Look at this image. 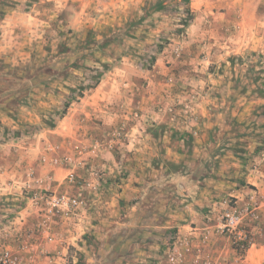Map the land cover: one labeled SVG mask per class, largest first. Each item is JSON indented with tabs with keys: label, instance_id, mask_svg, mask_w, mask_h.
<instances>
[{
	"label": "rangeland",
	"instance_id": "1",
	"mask_svg": "<svg viewBox=\"0 0 264 264\" xmlns=\"http://www.w3.org/2000/svg\"><path fill=\"white\" fill-rule=\"evenodd\" d=\"M157 1L0 0V144L9 149L40 150L50 157H79L77 148L81 147L86 150L85 155H81L85 166L76 169L78 179L87 178L80 174L85 168L90 181H93L91 168L105 172L97 158L104 151H112L116 157L119 155L118 173L113 177L118 181L126 177L123 164L126 153L131 152L123 144L129 143L132 133L140 136V133H148V128L131 118L128 137L115 140L112 132L120 129L126 119L110 129L108 124L106 127L98 124L103 123L101 119L76 122L73 117L67 120L64 117L68 111L74 112L72 108H77L78 102L89 99L104 71L114 69L116 74H122L125 68L144 71L173 66L179 77L195 72L197 60L199 70L196 72L205 74L211 69V65L205 66V61L213 56L215 71L237 86V91L226 93L227 96L254 101L249 110L241 109L246 112L248 127L251 126L256 117L264 114V46H246L238 40L250 35L256 38V0H162L164 8L156 10ZM258 4L264 6V0H259ZM235 5L241 7L227 14L229 18L225 12ZM10 7L18 8V14L11 20L16 27L13 40L2 26V17L6 19ZM243 22L245 25H240ZM170 76L166 78L167 83L177 86L180 79ZM186 86L194 89V92L185 90L189 96L200 92L188 83ZM131 111H139L145 118L140 108ZM247 122L238 123L236 130L242 132ZM85 130L87 134H82ZM246 130L244 132H248ZM95 142L102 145V153L89 155ZM41 157L39 163L45 165ZM48 165L63 171L62 179L68 186L67 191L50 188L48 191L70 195L82 191L85 203L71 215L62 216V222H54L66 230V251L41 252L40 261L153 264L154 256L161 252L158 248H165L176 233L177 221L172 212L180 206L170 197L171 191L162 190L168 196L164 205L153 204L152 200L141 201L140 191L122 198L121 187L110 183L108 176L99 186L83 189L79 188L80 184L68 183V170L63 168L69 165ZM149 191V197H156V189ZM16 202L0 200V212L25 207L29 214L37 207L34 202H24L19 204L23 208H18L13 206ZM38 211L42 213V207ZM261 216L260 213L256 222V242L262 249L252 251V256H256L255 264H264V218ZM231 246L240 258L233 263L253 262V257L249 258V263L244 258L251 245L245 250ZM19 254L26 259L30 257L28 253ZM160 255L165 260L162 252Z\"/></svg>",
	"mask_w": 264,
	"mask_h": 264
},
{
	"label": "crops",
	"instance_id": "2",
	"mask_svg": "<svg viewBox=\"0 0 264 264\" xmlns=\"http://www.w3.org/2000/svg\"><path fill=\"white\" fill-rule=\"evenodd\" d=\"M258 3L256 0V38L250 35L238 40L246 46L256 45V48L264 46V6ZM238 7L241 6L227 9L226 15ZM17 10V7H10L6 19L2 17L3 31L12 40L15 39L16 27L11 20L18 14ZM244 22L240 25L244 26ZM214 61V56L208 57L205 66L211 65V69L202 74L196 72L199 61L195 60V72L189 71L179 77L175 75L173 66L144 71L125 68L122 74L117 72L118 76L114 69L104 71L89 99L78 102L77 108H72L74 112L70 109L64 117L67 120L74 117L76 122L79 119H101L103 123L98 124L105 127L108 124L111 129L122 119H127L132 108H140L144 112L146 119L143 125L148 128V133H140V136L132 133L129 143L123 144L127 146L126 150L131 151L126 153L123 164L126 177L118 181L113 179L118 173L119 156L116 157L114 152L104 151L96 161L104 165L102 169H105V177H109L110 183L115 182L121 187L119 195L122 198H129L140 191L141 201L152 200L153 204L164 205L168 196L162 190L171 191L170 197H174L176 205L180 206L172 212L173 219L177 221L176 232L180 234H188L195 225L203 227L207 222H217L216 218L227 206L225 200L243 205L253 191L264 196V114L256 117L248 127L246 112L241 109L249 110L254 101L227 96L226 93L237 91V86L215 71ZM129 72L139 76L133 77ZM168 75L180 79L179 84L167 83ZM187 83L201 93L189 96L185 90L194 92V89L187 87ZM241 121H246L247 126L238 132L236 125ZM81 132L87 134L86 130ZM43 154L32 148L9 149L0 144V200H16L13 206L21 208L19 204H31L33 194L43 189L68 190L61 169L39 163ZM86 172L85 168L81 169L82 177H88ZM40 179L42 183L38 182ZM153 189H156V197L152 198L148 191ZM28 193L32 195L26 196ZM39 207H34L36 212L32 210L29 214L25 207L13 209L15 212H9L10 208L5 209L7 212H0V248L10 247L18 251L27 241L33 263L49 264L52 261H40L38 254L47 250L64 253L66 230L62 225L54 224L62 222V216L48 220L39 213ZM260 211L264 218V203ZM210 216L215 220L208 221ZM257 227L251 226L254 243L244 257L248 263L253 257L252 251L262 249L256 242ZM200 244L196 240V245ZM231 244L227 237L216 236L201 246L199 263H194V254H190L185 264H235L233 261L238 262L240 258ZM166 246L158 248L164 258ZM160 253L154 256L153 264H169ZM253 259L250 264H255L256 256Z\"/></svg>",
	"mask_w": 264,
	"mask_h": 264
},
{
	"label": "built area",
	"instance_id": "3",
	"mask_svg": "<svg viewBox=\"0 0 264 264\" xmlns=\"http://www.w3.org/2000/svg\"><path fill=\"white\" fill-rule=\"evenodd\" d=\"M171 110V109H170ZM128 115L129 118L123 122L120 129H115L112 132V136L115 140H120L123 137H128V120L133 118L137 123L143 122V116L139 111H131ZM112 147V144L110 145ZM105 148V147H104ZM109 148V147H108ZM102 145L99 142H95L89 151V155H99L102 153ZM79 157L74 155H65L63 157L53 156L50 157L47 154H43L41 162L44 164H50L52 166H60L67 164V181L69 184H80L79 188H86L90 185L99 186L100 182L105 177V172L91 168V178L78 179L76 169L85 166V159L81 155H85L86 150L81 147L77 148ZM51 179V176L48 177ZM90 179V180H89ZM42 179L38 182L42 183ZM96 181V183H95ZM264 196L258 191H253L249 195V199L243 205L237 203H231L226 201V208L215 219L210 216L208 221H217L214 224L206 223L205 226L199 227L197 225L191 227L188 234L174 233L166 246L165 258L169 264H185L188 255L194 254L193 262L199 263L201 260V246L209 243L212 238L216 236L227 237L232 244L236 245L240 250H245L254 243V238L251 232V226L256 227V222L260 218V207L264 203ZM33 202L36 206L42 207V213L46 219H52L54 217L71 215L74 210L84 205L85 200L82 191L78 194L49 192L48 189H43L39 193H34L32 196ZM47 221L44 222L46 224ZM196 240L201 242L200 246L196 245ZM31 251L28 243H24L16 251L10 247L0 248V264H34L31 256L26 259L24 255L19 253H25ZM53 261V259H50Z\"/></svg>",
	"mask_w": 264,
	"mask_h": 264
},
{
	"label": "trees",
	"instance_id": "4",
	"mask_svg": "<svg viewBox=\"0 0 264 264\" xmlns=\"http://www.w3.org/2000/svg\"><path fill=\"white\" fill-rule=\"evenodd\" d=\"M186 2H188L189 0H185ZM156 10H160V9H163L164 8V4H163V1L162 0H158L156 2Z\"/></svg>",
	"mask_w": 264,
	"mask_h": 264
}]
</instances>
